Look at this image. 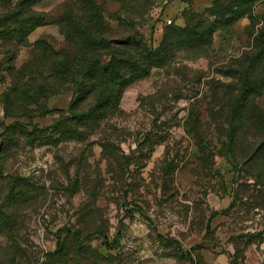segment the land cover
Segmentation results:
<instances>
[{
    "label": "rangeland",
    "instance_id": "374dc122",
    "mask_svg": "<svg viewBox=\"0 0 264 264\" xmlns=\"http://www.w3.org/2000/svg\"><path fill=\"white\" fill-rule=\"evenodd\" d=\"M96 2L110 38L150 50L217 21L211 0H153L138 13ZM33 8L44 25L14 55L0 48V264H264V0L206 46L176 42L93 131L66 122L71 90L35 105L13 91L32 59L72 50L62 22L82 9ZM65 127L74 134L55 142Z\"/></svg>",
    "mask_w": 264,
    "mask_h": 264
},
{
    "label": "trees",
    "instance_id": "16d2710c",
    "mask_svg": "<svg viewBox=\"0 0 264 264\" xmlns=\"http://www.w3.org/2000/svg\"><path fill=\"white\" fill-rule=\"evenodd\" d=\"M38 1L40 0H0V48L4 50V54L14 55L15 52L10 51V45L23 42L34 30L44 25V15L33 8ZM119 1L129 13H138L139 6L149 5L153 0ZM211 1L209 13L217 19L216 23L173 30L175 38L172 42L164 39L158 48L150 50L138 37L127 36L119 41L110 38L103 21L104 11L96 0H76L82 7L80 14L76 17L67 14L62 22L64 33L72 43V50H51L46 63L35 64L32 59L22 71H18L20 85H14L13 91L20 92L18 95L27 100V105H35L49 95L71 90L70 116L66 118V122H75L78 129L92 126L89 129L93 131V128H98L99 123L117 109L127 87L146 77L152 68L161 67L169 61L176 42L184 40L189 48L206 46L211 43V37L219 25L230 26L245 15L255 19L252 7L258 0ZM259 22L262 26L256 42L264 44V16ZM135 42L138 43L134 44ZM130 47L136 49V57L127 54ZM102 56L108 57L106 63L100 61ZM90 99L93 103L86 112L78 113L81 106ZM34 128L39 132L49 130ZM74 132L75 128L70 127L57 131L58 140L55 142H62L60 139ZM76 133L78 134V130ZM48 144L49 142H45L44 145ZM261 145L263 148L264 144Z\"/></svg>",
    "mask_w": 264,
    "mask_h": 264
}]
</instances>
